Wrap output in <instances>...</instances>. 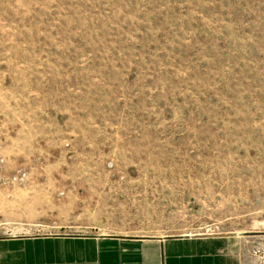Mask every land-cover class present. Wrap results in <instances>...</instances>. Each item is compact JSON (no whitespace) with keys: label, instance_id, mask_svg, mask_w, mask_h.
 <instances>
[{"label":"rangeland","instance_id":"1","mask_svg":"<svg viewBox=\"0 0 264 264\" xmlns=\"http://www.w3.org/2000/svg\"><path fill=\"white\" fill-rule=\"evenodd\" d=\"M47 234L264 264V0H0V238Z\"/></svg>","mask_w":264,"mask_h":264},{"label":"crops","instance_id":"2","mask_svg":"<svg viewBox=\"0 0 264 264\" xmlns=\"http://www.w3.org/2000/svg\"><path fill=\"white\" fill-rule=\"evenodd\" d=\"M224 237L30 235L0 238V264H242Z\"/></svg>","mask_w":264,"mask_h":264}]
</instances>
